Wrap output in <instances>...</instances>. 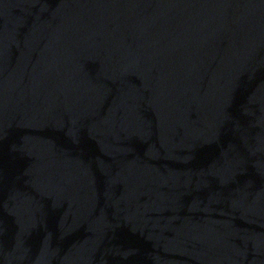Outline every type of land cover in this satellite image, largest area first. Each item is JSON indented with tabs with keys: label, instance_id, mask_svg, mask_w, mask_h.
<instances>
[{
	"label": "water",
	"instance_id": "95a60500",
	"mask_svg": "<svg viewBox=\"0 0 264 264\" xmlns=\"http://www.w3.org/2000/svg\"><path fill=\"white\" fill-rule=\"evenodd\" d=\"M0 264H264V0H0Z\"/></svg>",
	"mask_w": 264,
	"mask_h": 264
}]
</instances>
